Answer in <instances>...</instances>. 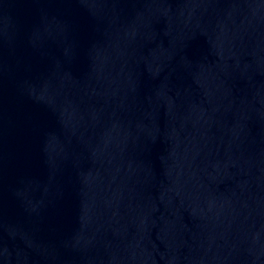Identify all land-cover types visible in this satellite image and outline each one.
Listing matches in <instances>:
<instances>
[{"label": "water", "instance_id": "95a60500", "mask_svg": "<svg viewBox=\"0 0 264 264\" xmlns=\"http://www.w3.org/2000/svg\"><path fill=\"white\" fill-rule=\"evenodd\" d=\"M0 264H264V0H0Z\"/></svg>", "mask_w": 264, "mask_h": 264}]
</instances>
